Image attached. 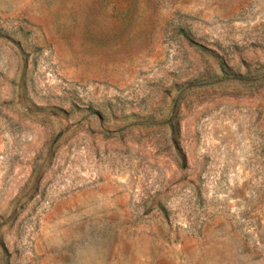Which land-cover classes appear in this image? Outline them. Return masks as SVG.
Wrapping results in <instances>:
<instances>
[{
	"label": "rangeland",
	"instance_id": "rangeland-1",
	"mask_svg": "<svg viewBox=\"0 0 264 264\" xmlns=\"http://www.w3.org/2000/svg\"><path fill=\"white\" fill-rule=\"evenodd\" d=\"M0 264H264V0H0Z\"/></svg>",
	"mask_w": 264,
	"mask_h": 264
}]
</instances>
